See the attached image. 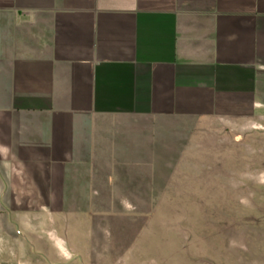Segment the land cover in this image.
I'll list each match as a JSON object with an SVG mask.
<instances>
[{"label":"crops","instance_id":"crops-1","mask_svg":"<svg viewBox=\"0 0 264 264\" xmlns=\"http://www.w3.org/2000/svg\"><path fill=\"white\" fill-rule=\"evenodd\" d=\"M260 105L264 0H0V199L160 198L181 121Z\"/></svg>","mask_w":264,"mask_h":264},{"label":"rangeland","instance_id":"rangeland-1","mask_svg":"<svg viewBox=\"0 0 264 264\" xmlns=\"http://www.w3.org/2000/svg\"><path fill=\"white\" fill-rule=\"evenodd\" d=\"M180 130L160 198L0 199V264H264V105Z\"/></svg>","mask_w":264,"mask_h":264}]
</instances>
